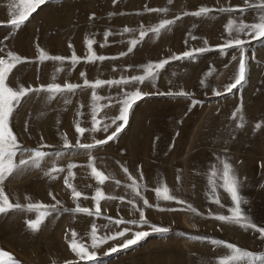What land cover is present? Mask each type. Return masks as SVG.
Segmentation results:
<instances>
[{"label":"rangeland","instance_id":"obj_1","mask_svg":"<svg viewBox=\"0 0 264 264\" xmlns=\"http://www.w3.org/2000/svg\"><path fill=\"white\" fill-rule=\"evenodd\" d=\"M11 2L0 0V48L4 49L0 56L12 51L28 58L10 74L9 86L17 88L38 87L53 82L52 76L58 67H62L63 71L56 76L55 82L62 85L65 82L83 84L81 72L86 73L89 81L140 75L141 65L203 46L205 38L210 46L223 43L225 24L230 15L239 14L213 12L207 17L183 16L159 38H153L150 34L132 53L121 57L119 54L129 47L128 41L138 37V31L122 33L124 27L138 30L141 25L148 27L159 23L161 19H174L185 11H196L202 5L214 9L225 6L246 7L253 0H172L171 4L168 0H116L115 4L113 0H59L42 5L18 30L7 26L12 19L9 8ZM162 7L169 11L166 14L145 11V8ZM92 14H95L94 19H90ZM255 16L256 13L249 10L244 14V19L251 22ZM105 31H111L113 35L108 37L106 47H100L104 43ZM189 34L197 39H190ZM86 37L95 40L93 50L98 55L118 58L86 62ZM69 43L73 45L72 49ZM37 45L50 55L64 57H70L74 50L82 58L81 62L74 68L70 61L62 65L56 61L39 63ZM233 55L238 56V51L230 49L226 55H220L213 50L198 55L195 60L172 61L153 82L154 86L147 83L140 86L142 91L149 93L183 89L193 94L192 99L202 103L193 107L190 99L168 95H151L138 101L131 109L127 125L116 139L91 150L98 170L113 178L103 186L97 184L87 167L88 152L76 148L64 149L60 138L61 134L66 133L69 141L75 144L78 134L74 123L78 111L84 113L81 126L91 127V89H78L71 96L72 102L67 105L61 97L46 104V93L39 96L31 94L22 100L11 121L20 143L26 148L50 145L41 150L50 153L59 151L64 155L59 158L47 157L39 169L9 177L4 184L13 203L51 205L55 203L49 195L51 192L63 208H74L77 201L73 200L71 190L63 182L68 164L78 165L73 169L75 178L71 182L84 196L89 197L87 200L81 197L78 201L82 207L94 209L95 203L91 197L97 187H101L106 195L124 196L125 200L101 201L103 215L100 218L61 211L59 215L48 217L37 232L30 231L25 223L35 218L34 212L10 211L0 214V249L12 254L18 264H65L66 261L77 260L65 238L66 234L70 238L72 230L77 232L78 239L90 244L93 223L102 226L108 222L105 217L109 216L114 219H139V213L128 203L133 194L124 187L130 181L122 171L123 166L138 183L145 185L141 193L150 204L159 203L163 208L184 210L159 211L155 207L146 208L147 219L151 223L169 227V233L148 236L139 245L113 255L109 264H214L215 259L226 252L223 247L193 241L179 233L224 240L253 252L264 250V239H260L258 233L207 217L209 211L228 214L227 206L231 205L229 194L222 188L217 189V194L225 208H220L209 199L211 191L207 183L208 172L211 164L218 165L216 157L220 156L228 159L242 182L240 195L247 201L242 205L244 211L258 225H264V126L259 130L254 129L258 122L264 125V38L260 42L252 41L246 53L255 59L248 60V82L243 88L234 90L232 94L213 96V89L223 92L224 85L232 82L238 66V60L231 59ZM209 69L215 71L205 77ZM202 79H206L207 87L201 86ZM127 87L132 90L135 85ZM117 92L118 88L107 86L98 90L103 96H115ZM106 102L101 101L102 104ZM81 104L83 109L79 108ZM237 108L241 112L233 119L232 113ZM118 111L117 105L104 109L100 115L114 116ZM241 114L245 117V126L237 128ZM114 130L115 126L107 134ZM107 134L86 132L80 140L82 143H91L93 135L97 139H104ZM53 166L65 168V172L60 173L56 180L44 175ZM140 172L143 173V180L140 179ZM115 180L121 182L119 187ZM161 181L167 185L171 194L185 203L158 202L154 189ZM136 202L143 207L139 197H136ZM188 203L204 216L189 212ZM104 231L101 228V234ZM120 242L119 239L110 241L98 251L102 254ZM79 264L85 262L80 261Z\"/></svg>","mask_w":264,"mask_h":264},{"label":"snow or ice","instance_id":"obj_2","mask_svg":"<svg viewBox=\"0 0 264 264\" xmlns=\"http://www.w3.org/2000/svg\"><path fill=\"white\" fill-rule=\"evenodd\" d=\"M59 2V0H12L9 5L10 15L12 19L8 22L7 26H10L13 30H18L24 23L29 19L32 13L36 12L42 5ZM116 3V0H113ZM171 4L172 0H168ZM249 10L256 13V16L251 22L245 21L244 14ZM147 12H158L166 14L169 9L166 7L162 8H145ZM213 12H219L224 14H236L230 15L227 23L224 26L225 38L223 43L210 46L207 39L203 40V46L189 48L181 54L173 53L169 57L158 60L155 62H148L141 65L142 74L140 75H121L118 79H100L97 78L94 81H89L86 78V73L81 72L80 75L83 78V84L65 82L63 85L55 82L56 76L60 71H63L62 67H58L52 76L53 82L47 85H39L38 87L32 86H19L13 88L9 86V77L13 70L20 64L28 60L27 57H21L20 55L7 51L6 55L0 56V214H7L10 211H21V212H34L35 218L26 220V226L30 231L37 232L40 230L41 225L44 221L53 215H59L61 211L71 212L73 214L83 213L89 217L100 218L103 214L101 212V201L105 200H117L124 202L125 197H116L113 195H106L101 187L95 189L94 195L91 199L95 203L94 209L88 207H82L78 202L81 197L87 200L89 197L84 196L83 193L77 190L76 186L71 182L75 178V173L73 169L78 167L76 164L67 165V175L64 176V185L71 190V195L74 201H77L74 208H63L61 202L56 199L54 195L50 192L49 195L55 201L54 204H43V203H28L22 205L20 203H13L8 194H6L4 189V182L13 175H21L32 169H39L42 162L45 161L47 157L55 156L57 158L62 157L64 153L55 152L50 153L41 150L42 148L51 147L50 145L41 144L39 148H26L17 139V135L14 133L11 121L13 114L16 109L21 105L22 100L29 97L31 94H36L39 96L41 93H46L45 103H50L57 97L63 98V103L65 105L70 104L71 96L75 95L76 91L81 88L91 89L90 96V111H91V127H83L81 118L83 117V111L77 112V119L74 123L75 132L78 134V138L73 145L67 134H61V140L63 141L64 149H81L88 152V164L87 167L90 169L92 177L96 180L97 184L103 186L106 181L113 179L112 177L106 175L103 171L98 170L95 166V157L91 155V150L106 145L109 141H113L119 135V133L124 129L128 123L129 115L133 106L140 100L151 95H168L176 97H184L186 99L192 100V106L202 103V101L192 99L193 94L186 92L183 89L173 92L168 91L167 93L160 92H144L141 90L140 86L144 84H153L154 81L160 76L161 71L165 69L172 61L179 60H195L198 55L207 53L209 51H218L220 55H226L230 49H235L238 51L239 55H233L232 60H238V66L235 71V75L231 83L224 85V91L220 92L215 89L212 91L213 96H224L232 94L234 90L242 89L243 86L248 82V60L255 59L254 56L248 57L246 53L249 51V46L252 41L260 42L264 38V0H253V2L247 3L246 7L240 6H225L219 9H214L208 6H200L198 10L193 12L185 11L181 15H177L174 19H161L159 23L145 27L141 25L139 29H131L124 27L122 33H134L138 31V37H134L128 41L129 47L127 51L121 52L119 55L121 57L127 56L132 53L133 50L145 40L146 37L151 36L153 38H159L162 33L168 31L174 24L177 23L183 16H194V17H207ZM109 15H114V13H109ZM95 14H92L90 19H94ZM113 35L111 31H105L104 33V43L100 47H106L108 37ZM190 39L196 40L197 37L189 34ZM8 39V37H5ZM2 43V42H0ZM95 40L86 37L85 44L87 49V55L84 58L88 63H95L97 61L103 62L107 59H117L118 57H106L104 55H98L93 50V45ZM188 43V41H185ZM69 48L72 49L73 45L69 43ZM4 51L0 48V52ZM37 60L39 63L45 61H56L60 62L62 65L65 61H70L73 68L81 62V57L77 56L73 50L70 57H64L60 55H50L44 49H41L37 45ZM227 67V65H225ZM113 71H116L113 68ZM215 70L209 69L204 75L209 77L213 74ZM202 87H207L206 79L200 81ZM135 85L134 89L129 90L127 86ZM104 86L109 88H118V92L115 96H103L98 93L99 89ZM101 101H107L106 103H101ZM119 106V111L117 115L114 116H101V112L110 107ZM83 104L79 106L83 109ZM241 112L240 108H237L232 113V118L236 119L237 114ZM27 121L25 123V129L27 130ZM115 126V130L109 133V129ZM245 126V117L241 114L239 116V122L237 123V128H243ZM262 126L261 123H256L254 126L255 130H259ZM105 133L107 134L104 139H97L95 135L92 137L91 143H82L80 137H84L85 133ZM43 139V138H41ZM19 157V158H18ZM18 158V159H17ZM216 163L211 164L207 183L211 191L209 199L212 203L216 204L220 208H225L226 206L221 203V199L217 194V189L222 188L230 196L231 205L227 206V213H214L209 211L207 217L213 218L222 223L231 224L238 226L239 228L254 231L259 234L260 239H264V225H258L249 214H247L242 205L246 204L247 201L240 195L241 181L233 167V165L228 161L226 157L217 156ZM122 167V171L127 175L130 183L124 185L126 189H130L133 194V198L128 200L131 204L132 209L139 213V219L125 220L122 217L119 219H114L112 217H105L108 221L102 226H97L96 223L91 225L90 231V244L85 243L82 239H78L77 232L75 230L71 231L70 238L66 234L65 238L68 240V246L72 253L77 257L76 261H66L65 264H79L80 261L85 262V264H109L110 258L113 255H118L122 251H127L128 249L139 245L144 239L152 234L165 235L169 233L170 228L165 226H160L151 223L146 215V208L155 207L159 211H183L184 209L176 208H163L159 203L153 205L149 203V200L145 198L141 189L145 187L137 182V179L129 173L126 167ZM64 167L53 166L50 170L44 172L46 177L52 180H56L60 173H64ZM143 173L140 172V179L143 180ZM180 177L177 176V181ZM116 185L119 187L121 182L115 180ZM156 200L171 202L175 201L177 204H184L185 202L179 199L177 196L171 194L170 189L162 181L159 186L154 189ZM136 197H139L143 201V207L139 206L136 202ZM26 199H29L26 197ZM187 210L196 216L203 217L204 214L199 212V210L194 207L191 203L187 204ZM125 225L124 227H120ZM115 226V228H113ZM145 227L148 230H143ZM101 228L105 231L101 234ZM179 235L187 237L193 241L207 242L214 247H223L226 249L224 255L219 256L215 259L214 264H264V250L253 252L250 250H245L236 244L226 242L224 240L206 237L202 235H190L188 233H179ZM121 240L120 243L114 244L112 247L107 248L102 254L99 253V249L108 244L110 241ZM0 264H18L14 259L12 254L0 249Z\"/></svg>","mask_w":264,"mask_h":264},{"label":"crops","instance_id":"obj_3","mask_svg":"<svg viewBox=\"0 0 264 264\" xmlns=\"http://www.w3.org/2000/svg\"><path fill=\"white\" fill-rule=\"evenodd\" d=\"M4 186H5V184H4ZM4 189H5V192H6V194H8V190H7V188H6V186L4 187ZM10 189V196H12L11 194H12V191H11V189H12V187L11 188H9ZM9 196V195H8Z\"/></svg>","mask_w":264,"mask_h":264}]
</instances>
